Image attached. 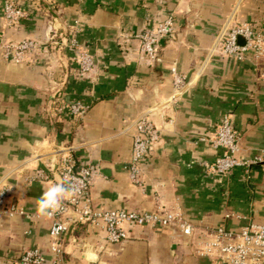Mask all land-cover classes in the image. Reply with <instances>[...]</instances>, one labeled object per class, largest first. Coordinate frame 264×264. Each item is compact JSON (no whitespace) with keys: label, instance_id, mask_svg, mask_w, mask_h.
Returning a JSON list of instances; mask_svg holds the SVG:
<instances>
[{"label":"crops","instance_id":"obj_1","mask_svg":"<svg viewBox=\"0 0 264 264\" xmlns=\"http://www.w3.org/2000/svg\"><path fill=\"white\" fill-rule=\"evenodd\" d=\"M28 17L8 27L0 0V186L29 213L52 183L28 184L38 167H55L67 149L80 166L96 165L94 208L126 212L181 210L186 221L210 229L239 230L264 221V161L222 176L211 165L222 154L212 141L228 116L245 160H264V81L247 61L216 49L234 21L264 23V0H15ZM173 16L177 33L159 43L157 61L140 52L137 35ZM73 36L95 60L84 78L67 47ZM38 41L26 63L4 57L5 41ZM187 75L175 98L171 68ZM90 105L79 120L59 112L63 102ZM147 111L161 142L144 165L145 188L131 183L135 121ZM45 218L0 221V264H19L37 248L53 264ZM197 239L179 227L134 228L108 244L103 230L74 227L63 242V264H210Z\"/></svg>","mask_w":264,"mask_h":264},{"label":"built area","instance_id":"obj_2","mask_svg":"<svg viewBox=\"0 0 264 264\" xmlns=\"http://www.w3.org/2000/svg\"><path fill=\"white\" fill-rule=\"evenodd\" d=\"M4 16L6 25L15 27L28 17V13L15 0H6ZM176 33V23L172 15L156 27L146 29L136 36L140 41L141 54L150 62L157 61L159 43L174 38ZM67 47L74 55L81 78L95 70V60L88 51L80 48L76 36L71 38ZM42 48L38 41L31 39L18 42L5 41L2 45L4 57L18 65L26 63L34 51ZM215 48L238 61L250 62L258 72V79L264 81V23L232 22ZM171 73L174 96L178 99L188 87V77L179 72L176 65L171 68ZM58 110L79 120L88 114L90 105L81 99H74L63 102ZM151 114L152 111H147L135 121L132 157L125 166L131 183L141 188H145L146 185L144 165L159 146L162 135L161 128L151 120ZM212 144L216 149L223 151L211 165V172L215 175L226 176L238 168L249 170L252 166L264 161L259 157L252 160L238 157L242 150L240 138L228 116L222 120ZM56 153L59 160L54 168L50 165L38 167L25 179L28 184L49 181L48 168H50L61 180L68 177L76 188L75 194L67 198L52 217H47L52 221L49 239L50 249L55 256L53 264H63L64 238L77 224L105 231L108 244L126 241L129 238L130 229L177 226L184 235L197 239L198 254L207 257L210 264H264V221L249 222L241 229L234 231L225 227L210 229L197 226L186 221L181 210H171L163 205L152 212L99 210L94 208L90 191L100 175V169L96 165H78L67 149L58 150ZM5 217L37 218L36 213H29L12 201L10 188L6 185L0 186V221ZM54 229L58 231L54 232ZM19 264H46V258L39 249L31 248L22 254Z\"/></svg>","mask_w":264,"mask_h":264},{"label":"clouds","instance_id":"obj_3","mask_svg":"<svg viewBox=\"0 0 264 264\" xmlns=\"http://www.w3.org/2000/svg\"><path fill=\"white\" fill-rule=\"evenodd\" d=\"M76 188L68 177L52 183L36 200V216L39 218L52 217L59 210L63 202L74 195ZM54 232L58 229H54Z\"/></svg>","mask_w":264,"mask_h":264},{"label":"trees","instance_id":"obj_4","mask_svg":"<svg viewBox=\"0 0 264 264\" xmlns=\"http://www.w3.org/2000/svg\"><path fill=\"white\" fill-rule=\"evenodd\" d=\"M79 226H83L82 224H77V225H75L74 227H79Z\"/></svg>","mask_w":264,"mask_h":264}]
</instances>
